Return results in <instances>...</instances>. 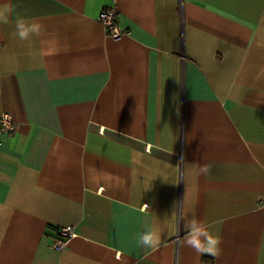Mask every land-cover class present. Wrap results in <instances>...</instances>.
Here are the masks:
<instances>
[{
    "label": "crops",
    "instance_id": "crops-1",
    "mask_svg": "<svg viewBox=\"0 0 264 264\" xmlns=\"http://www.w3.org/2000/svg\"><path fill=\"white\" fill-rule=\"evenodd\" d=\"M3 4L0 264H264V0ZM193 216L217 256L185 246Z\"/></svg>",
    "mask_w": 264,
    "mask_h": 264
},
{
    "label": "clouds",
    "instance_id": "clouds-1",
    "mask_svg": "<svg viewBox=\"0 0 264 264\" xmlns=\"http://www.w3.org/2000/svg\"><path fill=\"white\" fill-rule=\"evenodd\" d=\"M9 12L7 4L0 5V24L8 23ZM42 31L38 22L21 19L16 22L14 35L20 41H29L34 36L39 37ZM208 229L209 226L195 216L184 219L185 246L193 248L197 253L217 256L221 240ZM137 243L145 249L155 250L160 244V232L155 225L146 223L144 230L137 234Z\"/></svg>",
    "mask_w": 264,
    "mask_h": 264
},
{
    "label": "built area",
    "instance_id": "built-area-1",
    "mask_svg": "<svg viewBox=\"0 0 264 264\" xmlns=\"http://www.w3.org/2000/svg\"><path fill=\"white\" fill-rule=\"evenodd\" d=\"M116 8L113 5L105 6L99 13V20L104 25L106 32L113 38H118L125 31L120 28L116 19ZM15 129V124L9 113L3 112L0 115V131L10 132ZM74 235L73 228L70 226L60 227L56 238L52 242V247L61 250Z\"/></svg>",
    "mask_w": 264,
    "mask_h": 264
}]
</instances>
